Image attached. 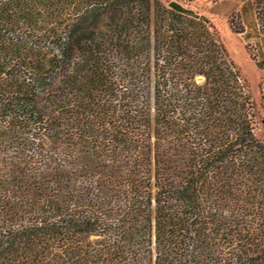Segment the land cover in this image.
<instances>
[{
	"label": "trees",
	"instance_id": "1",
	"mask_svg": "<svg viewBox=\"0 0 264 264\" xmlns=\"http://www.w3.org/2000/svg\"><path fill=\"white\" fill-rule=\"evenodd\" d=\"M255 118L178 2L0 0V264H264Z\"/></svg>",
	"mask_w": 264,
	"mask_h": 264
},
{
	"label": "rangeland",
	"instance_id": "2",
	"mask_svg": "<svg viewBox=\"0 0 264 264\" xmlns=\"http://www.w3.org/2000/svg\"><path fill=\"white\" fill-rule=\"evenodd\" d=\"M162 4L178 2L185 8L205 17L219 40L225 46L229 57L241 69L242 77L247 81L255 105V132L264 138V76H260L251 61L253 54L239 33L241 25L238 9L244 0H159ZM264 7V0L261 1ZM264 16V8H263ZM197 84H203L204 78L197 76Z\"/></svg>",
	"mask_w": 264,
	"mask_h": 264
},
{
	"label": "crops",
	"instance_id": "3",
	"mask_svg": "<svg viewBox=\"0 0 264 264\" xmlns=\"http://www.w3.org/2000/svg\"><path fill=\"white\" fill-rule=\"evenodd\" d=\"M252 2L254 0H244L239 6L238 20L243 28L240 36L251 48L253 54L251 63L259 75L264 76V27L259 23Z\"/></svg>",
	"mask_w": 264,
	"mask_h": 264
}]
</instances>
